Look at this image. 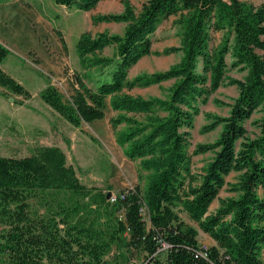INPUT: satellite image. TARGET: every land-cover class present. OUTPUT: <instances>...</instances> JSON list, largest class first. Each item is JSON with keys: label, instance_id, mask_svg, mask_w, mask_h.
Instances as JSON below:
<instances>
[{"label": "trees", "instance_id": "obj_1", "mask_svg": "<svg viewBox=\"0 0 264 264\" xmlns=\"http://www.w3.org/2000/svg\"><path fill=\"white\" fill-rule=\"evenodd\" d=\"M7 1L0 0V7ZM101 1L54 0L83 11ZM120 2L121 12L91 20L125 23L122 34L79 35L76 53L84 73H75L70 100L51 84L40 96L74 126L103 119L107 106L119 112L109 120L116 143L138 162V175L146 173L145 185L126 188L110 201V188L82 183L55 144L37 145L26 156L0 155V264H129L134 256L141 260L133 264H264V4L145 0L136 10L129 0ZM169 17L179 27V44L162 54L181 52L182 57L166 70L129 79L130 68L152 53L158 24ZM111 45L113 55H103ZM8 54L0 42V63ZM228 66L245 72L243 78L226 80ZM92 69L95 76L87 72ZM83 76L95 77L94 87ZM167 80L174 82L164 98L128 92ZM224 83L235 85L238 93L228 115H210L202 126L203 132L221 126V132L212 143L195 147L194 155L213 156L202 173L194 174L189 128L199 100ZM0 85L31 96L1 66ZM118 126L123 128L116 131ZM232 172L236 179L229 190L236 196L219 199L209 211ZM199 230L213 244H201Z\"/></svg>", "mask_w": 264, "mask_h": 264}, {"label": "rangeland", "instance_id": "obj_2", "mask_svg": "<svg viewBox=\"0 0 264 264\" xmlns=\"http://www.w3.org/2000/svg\"><path fill=\"white\" fill-rule=\"evenodd\" d=\"M129 1L138 10L145 0ZM245 1L255 5L264 4V0ZM122 9L120 0L101 1L90 11L61 6L54 0H8L0 7V40L9 50L8 56L0 65L31 94L29 98H24L0 85V155L26 156L37 145L55 144L65 152L68 163L75 167L80 181L88 186L104 190L110 188L114 196L136 184L144 187L146 173L141 171V175H138V162L128 159L116 143V134L109 120L118 116L119 112L107 106L103 119L74 126L54 112L40 96V91L51 84L59 90L64 100H70L76 86L75 73H84L76 53L79 35L85 31L92 34L102 31L122 34L125 23H94L91 20L94 15L117 13ZM172 19L173 17H169L160 21L153 35L152 53L142 57L130 68L129 79L166 70L180 60L181 52L162 54L165 48L179 44V27L172 25ZM219 38L218 35L215 40ZM102 54L112 56L113 50L109 47ZM229 61L227 56L228 64ZM87 72L92 76L97 73L94 69ZM244 74L245 72L228 66L225 77L226 80L242 79ZM83 78L88 86L94 87L95 77ZM173 82L174 80H167L147 87H134L128 92L144 98H164ZM237 93L235 85L224 83L207 95L205 101L199 100V112L194 116L193 126L189 128L187 146L194 174L202 173L213 156L211 152L194 155L195 147L198 144L212 143L221 132V126L210 132L201 131L202 126L210 122V115H228L229 104ZM258 116L259 113H255L253 118ZM246 127L249 131L254 130L250 121L246 122ZM122 128L123 126H118L116 131ZM235 179L234 172L226 177L227 184L211 203L209 211L218 207L219 199L236 196L229 190V185ZM179 214L187 223L197 227L185 212L179 211ZM2 229L3 226L0 225V232ZM199 241L205 246L213 244V240L201 230ZM113 252L114 250L106 258L110 259ZM261 258L264 262V248ZM131 260L136 263L141 258L134 256Z\"/></svg>", "mask_w": 264, "mask_h": 264}, {"label": "built area", "instance_id": "obj_3", "mask_svg": "<svg viewBox=\"0 0 264 264\" xmlns=\"http://www.w3.org/2000/svg\"><path fill=\"white\" fill-rule=\"evenodd\" d=\"M122 196V195H121ZM115 197L116 196H114V195H112L111 194V196L108 198L110 201H114L115 200ZM161 246L163 247V248H165V247H167V244L165 243V242H163V241H161ZM129 264H133L132 262H130Z\"/></svg>", "mask_w": 264, "mask_h": 264}, {"label": "crops", "instance_id": "obj_4", "mask_svg": "<svg viewBox=\"0 0 264 264\" xmlns=\"http://www.w3.org/2000/svg\"><path fill=\"white\" fill-rule=\"evenodd\" d=\"M155 32H156V31H155ZM155 32L153 33V35L155 34ZM153 35H152V39H153ZM0 42H1V40H0ZM109 47H111L112 50L114 51V48H113L112 45H111V46H107V47H105L104 50L107 49V48H109ZM152 47H153V43H152ZM104 50H103V51H104ZM102 53H103V52H102ZM0 64H1V63H0ZM0 66H1V65H0Z\"/></svg>", "mask_w": 264, "mask_h": 264}, {"label": "water", "instance_id": "obj_5", "mask_svg": "<svg viewBox=\"0 0 264 264\" xmlns=\"http://www.w3.org/2000/svg\"><path fill=\"white\" fill-rule=\"evenodd\" d=\"M111 192L109 191L108 193H107V198H109L110 196H111Z\"/></svg>", "mask_w": 264, "mask_h": 264}]
</instances>
